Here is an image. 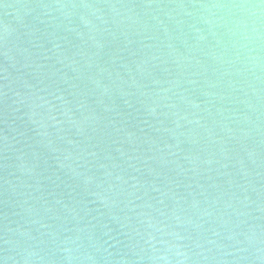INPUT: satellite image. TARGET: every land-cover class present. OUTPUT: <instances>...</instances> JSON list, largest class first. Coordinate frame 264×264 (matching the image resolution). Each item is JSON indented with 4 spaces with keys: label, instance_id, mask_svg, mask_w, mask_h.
I'll return each mask as SVG.
<instances>
[{
    "label": "water",
    "instance_id": "1",
    "mask_svg": "<svg viewBox=\"0 0 264 264\" xmlns=\"http://www.w3.org/2000/svg\"><path fill=\"white\" fill-rule=\"evenodd\" d=\"M0 264H264V0H0Z\"/></svg>",
    "mask_w": 264,
    "mask_h": 264
}]
</instances>
